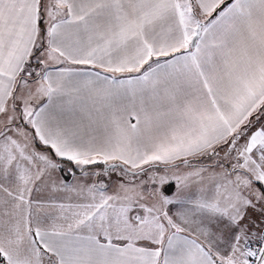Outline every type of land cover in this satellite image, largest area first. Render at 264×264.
<instances>
[{"label": "snow or ice", "instance_id": "6c2138e0", "mask_svg": "<svg viewBox=\"0 0 264 264\" xmlns=\"http://www.w3.org/2000/svg\"><path fill=\"white\" fill-rule=\"evenodd\" d=\"M0 264H264V0H0Z\"/></svg>", "mask_w": 264, "mask_h": 264}]
</instances>
